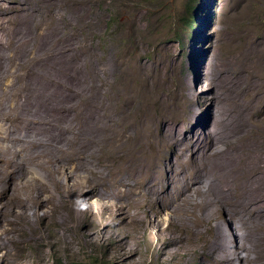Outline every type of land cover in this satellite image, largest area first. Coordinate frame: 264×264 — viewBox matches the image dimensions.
Masks as SVG:
<instances>
[{"label":"rangeland","instance_id":"374dc122","mask_svg":"<svg viewBox=\"0 0 264 264\" xmlns=\"http://www.w3.org/2000/svg\"><path fill=\"white\" fill-rule=\"evenodd\" d=\"M16 1L0 0L8 27L13 25L9 9ZM85 3L92 16L80 18L76 41L82 64L94 71L80 96L83 100L88 94L84 107L89 120L88 113H94L82 129L87 153L75 136L69 145L72 157L57 153L61 158L49 164L26 161L18 150L25 121L16 108L27 102L12 98L27 91L35 99L48 101L52 96L28 86L0 89V100L7 101L0 124L14 133L9 141H0V264H53L55 260L61 264H197L194 256L206 263L200 253L221 224L219 217L209 214L213 189L223 177L213 168V160L202 165L189 160L178 173L170 167L164 186L150 198L143 191L152 185L153 174H143L125 159L137 142L140 123L157 119L159 107L178 97L180 113L172 117L178 120L174 131L185 132L184 140L195 145L215 129L219 149L234 156L238 147L252 143L255 134L258 144L249 155L259 157L264 166V115L259 113L264 110V0ZM55 9L46 12L54 16L59 13ZM190 18L194 32L188 28ZM2 44L10 51L21 47L12 38ZM138 76L158 82L145 86ZM6 81L7 77L0 88ZM183 82L182 92L172 99L170 90ZM160 88L166 95L157 93ZM226 89L231 92L230 103L222 97ZM229 104L234 112L211 124L209 114L215 117ZM246 112H251L249 118ZM34 117L32 129L47 127L42 113H30L29 119ZM164 126L168 129L167 120ZM37 150L48 152L40 146ZM176 156L175 151L166 152L153 170H163ZM127 189L137 192L127 195ZM159 194H165L164 200ZM183 195L184 202L193 206L190 223L202 233L176 249L173 239L187 235L181 227L186 206L177 205ZM225 211L233 217L228 218L232 231L242 224L249 264H264V221H253L256 209L244 208L241 217L232 209ZM253 233L260 238L254 240Z\"/></svg>","mask_w":264,"mask_h":264},{"label":"bare ground","instance_id":"6f19581e","mask_svg":"<svg viewBox=\"0 0 264 264\" xmlns=\"http://www.w3.org/2000/svg\"><path fill=\"white\" fill-rule=\"evenodd\" d=\"M52 1L17 0L15 5L9 9L12 10L10 14L11 22H13V25L9 27L8 21H6L7 13L0 11V85L7 77L6 83L0 89L9 90L16 87L23 89L28 86L43 90L47 97L48 95L52 96V99L48 101L47 98L42 100L33 98L30 91L25 94L16 92L13 96L12 100L15 102L18 98L27 102V106H17L16 108V111L25 121L22 123L24 134L19 139L18 150L28 162L41 160L48 164L61 158L57 153L65 157H72L69 145L75 136L80 139L79 144L83 147L84 153H87L86 139L82 136V129L86 123L91 122L94 115L93 112H89V120L84 107L88 104V94L85 93L83 100L80 99L82 88L92 81L94 71L82 64L81 51L76 41L77 24L81 17H89L90 11L88 13L85 0ZM54 7L59 13H53L54 16L51 15L52 12L47 14L50 10L48 12L46 10ZM94 11L100 12L97 9ZM93 13L96 14V12ZM49 21L53 22L54 25ZM93 23L100 24L94 20ZM49 29L52 31L49 32ZM10 38L15 43L18 42L21 47L8 50L2 41L9 42ZM4 51H10V53L5 54ZM46 65H50V71L48 70L49 67L48 69L45 68ZM126 72L136 74L134 71ZM9 73L11 74L6 76ZM80 74L84 77H80ZM16 75L18 77L15 80ZM103 75L106 76L107 74L103 72ZM138 80L144 82L145 86L158 82L157 80L151 81L150 77L143 78L141 76H138ZM184 86L185 83L183 82L176 90L172 88L170 97L174 99L176 93L179 96ZM157 93L166 95L163 88H160ZM222 97L224 103H230V90L226 89ZM220 99L221 91L217 95L219 102H221ZM175 100H178V97L159 107L157 119L147 118L140 123L137 142L132 153L125 160L130 166L140 168L143 174H153L152 185L143 191L150 198L160 192L164 186V178L169 175L168 169L170 167L175 166L173 171L178 173L189 160L195 165H202L207 160H213V168L222 173L223 177L222 181L216 184L213 189V202L209 214L219 217L221 224L216 227L214 238L206 240L203 251L200 253L207 262L204 263L200 257L194 256L197 259L196 263L249 264L251 258L246 254L243 245L242 224L240 223L238 230L234 228L235 231H232L233 228L228 227V218L233 220V217H227L225 209H232L237 216L241 217L244 208H254L258 213L254 215L253 221H264V213L261 214L264 208V166L259 164V157L249 155L258 144L255 134H252V143L249 146L238 147L234 156H229L225 154L226 150L219 149V140L215 129L211 135L194 145L192 142L184 140L185 132L174 131L178 127V120L174 119L172 114L180 113V107ZM6 104V100H0V111H3ZM13 110L14 108H9V111ZM32 112L43 114L46 128L32 129L36 121V117L29 119ZM233 112L234 109L231 104L224 109L221 107L215 117L209 114V117L212 118L211 124H215L217 119H222ZM259 113L264 115V110ZM245 116L249 118L251 112H246ZM166 120L168 121V129L164 126ZM79 124L81 128L78 127ZM5 125L0 124L1 142L9 141L8 138L14 135L5 128ZM38 146L48 150V152L39 153ZM195 147L198 148L197 152L194 150ZM116 148L119 149L120 146ZM262 150L264 151V149ZM93 151L94 155L95 150ZM168 151H175L178 156L167 161L163 170L154 171L156 162ZM120 155L123 157L124 153H120ZM170 163L173 165L168 167L167 165ZM127 190V195H134L137 192L134 189ZM158 197L164 200L165 194H161V196L159 194ZM185 199V195L178 198L177 205L184 203L186 206L181 227L184 228L187 235L173 239L172 243L176 249L183 241H191L202 233L200 229L190 223L193 206L186 204ZM162 203V206L166 205L164 202ZM239 230L242 231L241 234L237 233ZM252 238L256 240L260 236L253 233Z\"/></svg>","mask_w":264,"mask_h":264},{"label":"clouds","instance_id":"9594fccd","mask_svg":"<svg viewBox=\"0 0 264 264\" xmlns=\"http://www.w3.org/2000/svg\"><path fill=\"white\" fill-rule=\"evenodd\" d=\"M189 21L191 22V24H190V25L188 24V28H189V30H191V32H192V31L194 32V24H193L194 21H193V19H191V18L189 19ZM181 41H182V40H181ZM178 42H180V41H178Z\"/></svg>","mask_w":264,"mask_h":264},{"label":"trees","instance_id":"16d2710c","mask_svg":"<svg viewBox=\"0 0 264 264\" xmlns=\"http://www.w3.org/2000/svg\"><path fill=\"white\" fill-rule=\"evenodd\" d=\"M194 7H195V5L193 6V9H194ZM53 264H61V262L55 260ZM75 264H82V263H75ZM92 264H95V263H92Z\"/></svg>","mask_w":264,"mask_h":264}]
</instances>
